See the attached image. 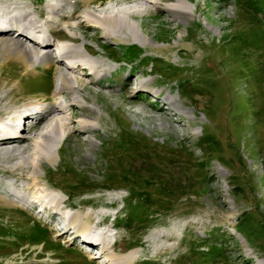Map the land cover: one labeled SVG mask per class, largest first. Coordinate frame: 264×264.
Instances as JSON below:
<instances>
[{
  "label": "rangeland",
  "instance_id": "obj_1",
  "mask_svg": "<svg viewBox=\"0 0 264 264\" xmlns=\"http://www.w3.org/2000/svg\"><path fill=\"white\" fill-rule=\"evenodd\" d=\"M57 1L67 5L49 26ZM175 1L186 15L148 7L134 17L139 39L114 41L78 20L66 28L63 15L86 11L81 0H0V16H14L16 27L28 11L45 32L77 36L107 75L83 77L73 125L91 129L57 141L53 160L29 142L0 146V264H264V0ZM88 10L102 13L96 4ZM10 37H0L3 122L52 97L57 83L44 62L25 71L14 54L27 44ZM74 96L57 101L67 106ZM43 126H23L22 137L38 140ZM19 197L42 203L33 209ZM57 198L61 216H91L89 234L105 253L81 251L82 238L54 222L43 200Z\"/></svg>",
  "mask_w": 264,
  "mask_h": 264
},
{
  "label": "bare ground",
  "instance_id": "obj_2",
  "mask_svg": "<svg viewBox=\"0 0 264 264\" xmlns=\"http://www.w3.org/2000/svg\"><path fill=\"white\" fill-rule=\"evenodd\" d=\"M114 1L115 6L112 7H107V2ZM67 2V1H66ZM83 3L84 8L86 11L84 12L83 15H79L77 12L72 11V13L68 15H63L61 21H64L66 24V28H71L75 27L74 25L70 24L69 22L72 21H77L78 24L76 25L77 28H81L86 31L90 30H97L103 35L104 37H108L109 39H112L114 41H119V40H134V39H139V35L136 32L137 24L134 21V17L138 14H142L148 11V7H153L157 12L162 11V12H172L174 18H181L183 15H186L188 12L179 5L178 2L175 0H104L100 2H94L91 0H81ZM178 3V5H177ZM91 4H96L99 8H101L102 13L100 15L94 14V12H90L88 10V7ZM162 4H165L164 7ZM66 3L61 4L59 7H54L50 8L49 6L48 9V14L47 18L45 19V22L47 25L52 26L56 25L55 18L60 15V12L64 10L66 7ZM119 5H125L126 7L123 9H117ZM28 11H25L23 14V20L26 21L27 23L24 24L22 23L21 25L19 24L17 27L22 31L24 28H27L29 25L32 29L41 32V36H44L45 34L43 33L44 30L42 29L43 26L37 25L35 21H33L29 15L30 13H27ZM0 37H2L5 34H8L9 31L12 29H15L16 26H14L15 17L14 16H0ZM42 18V15L39 16ZM79 25V26H78ZM25 26V27H22ZM56 28V27H55ZM21 31L18 33L16 36L17 39H9L14 42H22L23 38L21 37ZM43 31V32H42ZM49 32V31H46ZM52 33L53 30H51ZM29 35V34H28ZM82 38L85 40L87 39L88 35L87 32H82L80 33ZM63 39V38H62ZM66 41H69L71 43L78 42V37L77 36H72L69 35L66 39H63ZM83 44V43H82ZM82 50L86 52V54L76 48L74 50V58H72V62L75 63L77 58L79 59V65H71L67 61L68 58L65 57L61 61V65H63L69 73H62L59 71L58 66L53 65L50 62V55L47 54V52L50 50L49 47L44 46L41 48L43 50V53H39L36 51H31L29 49H19L18 52L14 54V58L20 60L22 62L23 68L25 71H33V66L35 64H41L44 62L46 64V67L52 68L53 71L55 72L56 76V87L55 91L53 92L52 97L45 98L41 101L36 102L35 104H28L29 108H24V110L19 112L18 110H15V112L19 115L11 116L7 118L6 120L0 122V146H11L12 144L16 143H32L36 145V148L39 150L46 151L49 154V160H53L52 156V147L53 145H56L57 141H62L65 139V137L68 135L70 131H75L77 132L78 136L86 133L89 129H91V126L89 124H83L79 123L78 126L75 127L74 122H75V110H77L78 106L75 104L76 100L78 98H81L80 96H76L77 91H80L79 85H82L83 83V77H90L94 73V70H97L101 73H105L106 69L103 67V64L99 61H87L86 60V55L93 56L94 52L90 51L85 45H82ZM52 57V55H51ZM77 57V58H76ZM80 68L81 71H78ZM81 72V76L75 75L76 73ZM96 77V76H95ZM93 82H98L96 80H92ZM91 81V82H92ZM14 86V85H13ZM12 86V87H13ZM11 87V88H12ZM139 88V87H138ZM14 90V89H13ZM12 90V91H13ZM66 92H70L74 94L75 96L72 98V101L69 105L67 106H62L60 103H58V98L62 97L63 94ZM71 100V99H70ZM137 99L132 101V103H137ZM2 105V104H0ZM32 108V109H31ZM31 109V110H30ZM37 115L39 114L41 119L39 120L38 123H34L31 125V128H35L41 125L43 126L42 131L39 134L38 140L32 139H27L26 137H22L23 135L21 134V137L18 139L13 138L15 135H13L17 131H21L24 133V127L21 125V121L24 120V117L28 118L30 115ZM6 121L11 122L9 125V130L3 129L1 126L6 123ZM29 121V119L25 120ZM79 121V120H78ZM81 121V120H80ZM79 121V122H80ZM83 122V121H82ZM19 128H21L19 130ZM30 128V129H31ZM41 141H40V140ZM42 142V143H41ZM48 142H51V144ZM58 144V143H57ZM16 146V145H15ZM35 151V150H34ZM37 152V151H36ZM43 152V151H42ZM35 154V153H34ZM33 154H31L32 156ZM38 155V154H37ZM33 161L31 166H36L40 162V157L38 156H33ZM32 159V158H31ZM31 164V163H30ZM34 170V169H33ZM28 191V190H26ZM40 199L35 197V200L32 202L37 203L40 202ZM46 201V202H45ZM43 203L49 205L52 208V215H61L59 212H62V209L60 205L64 204V202L60 199L57 198L56 200H43ZM66 214V213H65ZM61 220L65 221L64 224V229L62 228V231L66 230V228L72 229V233L74 234L71 237V240L74 237L80 236L82 238L81 243H84V241H92V238H90V228H89V223L91 221V216L89 214L85 216H81L80 214H77L75 212L71 214H66L61 217H59ZM64 218V219H63ZM61 220V221H62ZM105 233V232H104ZM103 234V232L101 233ZM103 244V241L101 242ZM113 246V245H112ZM105 248L104 253L106 252L107 248L103 245ZM130 254V252H129ZM129 254H126L124 257L125 259L128 258ZM122 259V260H125ZM109 261L113 260L115 261L116 258H109ZM126 262V261H125ZM125 262H122L120 264H125ZM106 264V263H104ZM115 264H118L115 263Z\"/></svg>",
  "mask_w": 264,
  "mask_h": 264
}]
</instances>
